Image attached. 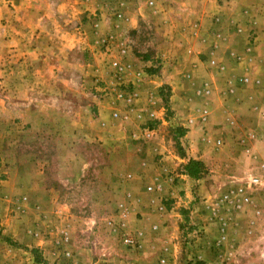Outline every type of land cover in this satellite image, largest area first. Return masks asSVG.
Masks as SVG:
<instances>
[{
  "label": "rangeland",
  "instance_id": "obj_1",
  "mask_svg": "<svg viewBox=\"0 0 264 264\" xmlns=\"http://www.w3.org/2000/svg\"><path fill=\"white\" fill-rule=\"evenodd\" d=\"M149 1L140 10L142 20L123 25L125 11L120 20L110 10L116 22L101 26L99 9L75 10L65 18L43 0L33 9L24 0H0V184L9 182L0 191V264H38L34 248L47 264H264V119H255L264 116V99L234 109L239 126L249 128L245 119L257 122L246 142L242 134L236 138L240 128L219 120L213 129L202 125L196 138L205 145L198 154L206 159L198 197L202 218L175 227L162 221L181 207L175 208L171 189L162 191L158 181L170 177L161 172L164 165L178 162L168 149L159 151V139L165 136L163 143L178 153L172 118L191 114L208 123L219 111L216 105L210 113L212 87L201 71L212 68L207 58L148 52L166 31L144 21L157 7ZM172 3L179 7L183 0ZM174 23L177 36L184 30L176 18ZM60 29L78 37L88 32L90 41L71 37L69 47L58 49ZM47 33L55 41L48 42ZM124 49L129 53L121 55ZM136 66L142 77L132 75ZM145 77L170 81L175 89L166 83L162 91L155 88L160 98L146 115L138 87ZM155 229L158 236L149 238ZM143 233L161 256L141 257ZM125 234L138 244L126 245ZM170 244L177 256L169 261Z\"/></svg>",
  "mask_w": 264,
  "mask_h": 264
},
{
  "label": "crops",
  "instance_id": "obj_2",
  "mask_svg": "<svg viewBox=\"0 0 264 264\" xmlns=\"http://www.w3.org/2000/svg\"><path fill=\"white\" fill-rule=\"evenodd\" d=\"M37 1L24 0L27 4L26 9H33V3ZM142 1H144V4H141ZM155 1L157 4L155 6L157 7L151 13H148L151 19L146 16L144 21L148 25H157L160 23L159 26L162 28L165 26L164 30L166 31L164 38L160 37L159 39L153 40V47L148 49V52L152 53V56L176 57L180 55L186 59L207 58L212 68L210 71L204 69L201 71H203V75L207 77L212 87L211 99L208 102V104L210 103V109L212 108L210 113L213 114L215 112L216 105L219 111L218 117L213 120L209 117L208 123H202L198 118L192 117L191 114L172 118L175 124L174 126L185 130L184 134L177 138V142H179L181 147L180 152H178L179 154L173 145L163 143L165 136L164 139H159V151L165 152L168 149L178 159V162L172 160L161 169V172L170 173V177H166L165 180L161 176L158 177L162 191H165L167 188L171 189V195L175 198V208L181 207L180 212H174L172 210L167 215H164L162 219V221L168 222L170 227H175L179 222L184 221L188 224H196L202 218L198 211L200 210L199 206H204L202 198H198L200 196L199 191L202 190V186L200 185L202 178H192L185 171V165L190 159L206 162L204 155H198L200 150L202 152L205 151L204 142L201 145L199 140H196L198 134L200 135L202 125L213 129L214 124L219 120V122H224L226 127L232 129L240 128L242 132H237L236 138L242 134L241 138L246 142L248 136L251 135L254 124L257 123L256 120L264 119V116L259 113L255 116L256 120L254 121L253 119L242 120L248 124L249 128L246 129L243 126H239V118L238 115H235L236 110H234L236 108L245 109L246 107L252 106V104L254 105L255 101L264 99L262 96L264 95V88H259L262 86L261 84L264 85V0H183V3L179 7H176L172 3L173 0H167L168 2L166 4H162V0ZM43 2L51 10L63 12L65 18L68 15L72 16V12L75 10L78 11V14L81 12L86 13L88 10H102L101 21L99 22L101 26L106 25V23L111 25L116 22L112 17V13L109 14V11L119 6L126 13V20L122 22L123 25L130 24L134 17L139 20L140 10L143 7L145 10L147 9L145 0H43ZM175 18L177 21L179 20L184 30L177 36L173 34ZM58 25L61 26V23H58ZM113 27L114 25L111 27L109 35L112 39L115 37L112 31L116 32V29ZM167 32H169V35H167ZM61 33L62 30L60 29L57 35V42L59 43L57 45L58 49L69 47L68 42L71 37L75 39L82 36L80 35L78 37L73 35L72 31L62 35ZM83 35L84 37L82 36L83 38L79 39H82L83 43H89L91 37L88 32ZM13 36L14 39L18 38L15 34ZM53 36L47 33L44 38L46 37V40L49 42ZM52 40L55 41V39ZM125 50L128 54L129 49ZM145 57L149 58L148 55H145ZM149 63H151V60H145L146 66H150L148 65ZM141 68L137 66L135 68L133 67L131 71H135L132 72V75L135 76L138 73L142 77L144 72ZM248 75L251 77L250 81ZM243 77H247V83ZM255 78L260 80V84L254 82L256 80ZM148 79V77H145L144 82L138 85L142 92L141 107L145 110V115L146 112L153 111L150 106L158 102L160 98L158 93L155 92V88L157 89L165 83L167 86L170 85L172 87L170 81H165L164 83L162 80L159 82L157 79L150 81ZM174 81L176 82V80ZM212 81L213 83H211ZM161 88L159 89L161 90ZM172 88L171 91H174V87ZM175 97L172 96V100H175ZM177 100L179 99L177 98ZM224 105L230 108H224ZM221 106H223V111L220 110ZM176 109L177 104L174 101L171 110L176 111ZM251 109V113L254 112L253 107ZM220 111L223 116H221ZM154 112L155 115L156 111ZM190 152L192 155L187 157ZM7 183L9 184L7 181L1 182L0 191L7 190L6 188H1V186H5ZM196 184H198L199 190H197ZM118 220H122V218L119 217ZM124 225L122 224L120 227L123 228ZM113 227V223L107 221V231L112 234V236H108L109 239H114V236H116V231H113L114 233L112 232ZM155 230H149V233H147L149 238L151 236L152 238L158 236L157 230ZM147 234L143 233L144 239L138 247V250L141 249V257L161 256V249L157 247L158 244L146 242L145 239H148L146 238ZM168 246L169 252L167 260L170 261L171 257H176L177 255L174 253L175 247L172 244ZM149 263H154V261H149Z\"/></svg>",
  "mask_w": 264,
  "mask_h": 264
},
{
  "label": "trees",
  "instance_id": "obj_3",
  "mask_svg": "<svg viewBox=\"0 0 264 264\" xmlns=\"http://www.w3.org/2000/svg\"><path fill=\"white\" fill-rule=\"evenodd\" d=\"M184 132H185V130L177 128L176 139L179 138V136H181L182 134H184ZM178 144H179V142H178ZM179 150H181V147H179ZM185 171L190 177L195 178V179H199V178H201V176L203 174L204 165L201 161H198L196 159H190L189 162L185 165ZM31 252L35 258V261L38 264H47L46 259L43 258L39 254L38 249L34 248L31 250Z\"/></svg>",
  "mask_w": 264,
  "mask_h": 264
},
{
  "label": "built area",
  "instance_id": "obj_4",
  "mask_svg": "<svg viewBox=\"0 0 264 264\" xmlns=\"http://www.w3.org/2000/svg\"><path fill=\"white\" fill-rule=\"evenodd\" d=\"M115 1H117V0H115ZM155 2H156L155 0H150V1H149V5L154 6V5H155ZM113 10L115 11V15L117 16V18H119L120 20H123V19H124V13H123V10L121 9L120 6L117 7V8H115V9H113ZM125 53H126V50L124 49V50L122 51L121 55H124ZM114 65L117 66V65H118V62H114ZM245 80L247 81L248 79H245ZM205 88L207 89V86H206ZM205 88H204V90H205ZM206 92H207V93H210V90H206ZM207 114H208V111H207V109H205V110L203 111V117H202V119H203L204 121L207 120ZM220 142H221V141H219V143H220ZM258 180H259L258 178H254V179H253L254 182H258ZM230 196H235L234 192H232V193L226 195L225 199H226V200H229L228 198H230ZM124 243H125L126 245L130 246V247H135L136 244H138V241H137V239L134 238L132 235H130V234H125V236H124Z\"/></svg>",
  "mask_w": 264,
  "mask_h": 264
}]
</instances>
